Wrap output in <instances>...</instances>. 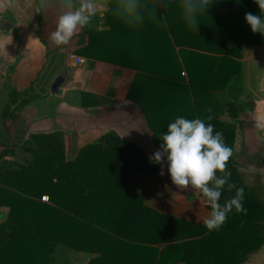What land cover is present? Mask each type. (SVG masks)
<instances>
[{
  "label": "trees",
  "instance_id": "trees-1",
  "mask_svg": "<svg viewBox=\"0 0 264 264\" xmlns=\"http://www.w3.org/2000/svg\"><path fill=\"white\" fill-rule=\"evenodd\" d=\"M148 6L156 7L166 25L146 17L132 27L106 11L102 21L94 16L83 28L87 44L78 54L136 72L129 109L142 118L158 150L159 137L175 118L211 115L208 122L233 151L235 127L221 123L218 113L222 104L235 101L243 83L235 50L264 41L245 21L247 13H260L258 6L253 0H208L198 31L187 25L181 0L169 6L148 0ZM26 94L9 95L4 121L16 120L12 105L18 109L34 101L22 99ZM166 97H178V103ZM23 146L29 158L14 165L3 160L10 149L0 153V208L8 209L0 226V264H51L57 245L98 255L88 264H244L264 244L262 189L245 182L233 155L227 164L230 182L244 188L247 211L233 210L219 230L209 231L160 214L128 193L131 174L159 171L135 143L108 134L69 161L57 134L32 135ZM234 194L225 190L220 203Z\"/></svg>",
  "mask_w": 264,
  "mask_h": 264
},
{
  "label": "crops",
  "instance_id": "crops-1",
  "mask_svg": "<svg viewBox=\"0 0 264 264\" xmlns=\"http://www.w3.org/2000/svg\"><path fill=\"white\" fill-rule=\"evenodd\" d=\"M101 2L105 6L104 0ZM102 3L95 15L99 21L106 12L101 11ZM60 4L58 0L54 4L52 0H0V16H8L14 22L10 33L3 34L0 30V153L7 148L14 151L32 135L57 134L64 144L65 160L69 161L83 147L114 134L124 142L135 143L148 158L152 157L158 151L152 134L142 118L129 109L131 102L127 100L136 72L80 56L78 52L87 44L83 28L68 45L61 48L54 45L50 35L59 15L66 10ZM235 52L239 54L235 59L241 65L243 83L235 101L229 100L232 105H221L218 119L235 127L233 156L239 171L245 172L244 166L254 163L257 168L254 176L260 179L264 164L257 155L250 154V146L256 142L264 148V41L258 46L243 45ZM70 54L83 59V65L75 66L68 61ZM62 73L66 77L61 92L58 96L51 95V86ZM30 88L32 92H27ZM23 92L27 94L22 99L32 97L34 101L18 109L12 105L10 111L17 118L14 122L11 118L4 121L3 110L9 95ZM164 101L177 104L178 97H166ZM157 165L159 171L155 174H131L128 193L142 197L147 207L160 214L204 226L202 220L210 214V205L190 186L173 185L166 163L163 175L161 164ZM7 217L8 209L0 208V226L7 222ZM49 258L51 264H88L98 255L57 245ZM244 264H264V244Z\"/></svg>",
  "mask_w": 264,
  "mask_h": 264
},
{
  "label": "clouds",
  "instance_id": "clouds-1",
  "mask_svg": "<svg viewBox=\"0 0 264 264\" xmlns=\"http://www.w3.org/2000/svg\"><path fill=\"white\" fill-rule=\"evenodd\" d=\"M253 2L260 13H247L245 21L253 34L264 37V0ZM164 3L169 6L170 0H164ZM207 5L208 0H181L183 17L189 27L198 31L199 17L206 14ZM64 7L66 10L59 15L56 29L50 35L56 46L68 45L79 29L88 26L96 15L98 5L96 0H78V6L74 0H65ZM155 8L148 6V0H115L114 5L106 0L104 10L111 11L132 27L143 25L146 17L166 25L165 17L158 18ZM211 119V115L206 119L175 118L159 137L160 149L149 158V162L161 164V175L164 174L163 163H166L173 185L179 188L190 186L201 194L211 207L210 214L202 223L209 231H214L219 230L233 210L245 214L247 210L243 207L244 188L230 182L231 172L227 170L233 151L226 145L223 133L215 131L214 125L208 122ZM225 190L235 194L220 203Z\"/></svg>",
  "mask_w": 264,
  "mask_h": 264
},
{
  "label": "rangeland",
  "instance_id": "rangeland-1",
  "mask_svg": "<svg viewBox=\"0 0 264 264\" xmlns=\"http://www.w3.org/2000/svg\"><path fill=\"white\" fill-rule=\"evenodd\" d=\"M58 1H61L62 4H60V6L64 7L65 0H58ZM96 2H97V5L102 3L101 0H96ZM52 3L54 4V0H52ZM74 3L75 4L78 3V0H74ZM102 9H105L104 4L102 5L101 11H102ZM97 10L100 12V9L97 8ZM96 20H98V19L96 18ZM55 29H53V31H55ZM62 46H57V47L61 48ZM24 143H25V141L22 143V145H20L14 151L12 150L13 152L11 154L6 155V158H5L6 160H4V161H6L9 165H14L15 163L21 162V161L29 158V155L24 152V146H23ZM250 147H251L250 148L251 149L250 154L251 155H253V154L257 155V158L260 160V162H262L264 164V148L259 146L256 142H252ZM256 169H257L256 164L249 163V164H246L244 166L245 172H243V173L241 172V174H242L245 182L249 186H257V188L260 187L262 189L263 200H264V168L261 171V173H262L261 176H259L260 179H256L254 176V173H257ZM255 180L258 182H256Z\"/></svg>",
  "mask_w": 264,
  "mask_h": 264
},
{
  "label": "water",
  "instance_id": "water-1",
  "mask_svg": "<svg viewBox=\"0 0 264 264\" xmlns=\"http://www.w3.org/2000/svg\"><path fill=\"white\" fill-rule=\"evenodd\" d=\"M14 22L13 20L6 16L1 17L0 16V30L3 34H8L13 29ZM66 74L62 73L60 76H58L55 81L53 82L51 86V95L58 96L60 94V89L65 81Z\"/></svg>",
  "mask_w": 264,
  "mask_h": 264
},
{
  "label": "built area",
  "instance_id": "built-area-1",
  "mask_svg": "<svg viewBox=\"0 0 264 264\" xmlns=\"http://www.w3.org/2000/svg\"><path fill=\"white\" fill-rule=\"evenodd\" d=\"M170 1H172V0H170ZM68 59H69V61H71V63H73L75 66H81V65H83V63H84V60H83V59H81L80 57H77V56L74 55V54H70V55L68 56ZM41 201L44 202V203H48V198H47V197H43V198L41 199Z\"/></svg>",
  "mask_w": 264,
  "mask_h": 264
}]
</instances>
